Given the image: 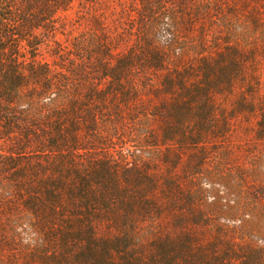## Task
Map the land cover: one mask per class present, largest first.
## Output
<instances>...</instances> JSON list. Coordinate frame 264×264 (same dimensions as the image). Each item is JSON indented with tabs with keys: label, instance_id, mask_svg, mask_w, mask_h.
Listing matches in <instances>:
<instances>
[{
	"label": "trees",
	"instance_id": "trees-1",
	"mask_svg": "<svg viewBox=\"0 0 264 264\" xmlns=\"http://www.w3.org/2000/svg\"><path fill=\"white\" fill-rule=\"evenodd\" d=\"M75 1L0 0V264H264V211L250 229L218 223L212 232V213L198 207L209 190L159 169L194 150L196 172L209 144L227 137L239 115L256 117L255 138L264 141V91L245 79L237 45L227 41L214 56L163 75L155 91L161 130L135 142L141 150L172 141L176 153L165 148L158 159H142L101 150L105 113L121 114L133 102L124 86L133 83L131 72L167 67L171 52L153 38L162 18L174 22L167 31L199 22L205 31L220 22L218 28L247 32L264 45V0H141L145 32L128 52L114 55L103 36L90 50L86 37L70 43L77 55L90 54L93 77L85 63L66 61L57 41L61 59L43 58L62 27L60 15ZM241 83L246 90L236 96ZM230 95L229 112L218 100ZM214 209L245 215L234 206Z\"/></svg>",
	"mask_w": 264,
	"mask_h": 264
},
{
	"label": "rangeland",
	"instance_id": "rangeland-1",
	"mask_svg": "<svg viewBox=\"0 0 264 264\" xmlns=\"http://www.w3.org/2000/svg\"><path fill=\"white\" fill-rule=\"evenodd\" d=\"M209 1L217 2L218 0ZM140 6L141 0H76L70 9L60 15L62 27L51 38L49 43L51 46L43 48V58L50 62L61 59L54 54L56 52L54 50L55 41H57L61 47L66 49L64 52L68 58L66 61L73 59L74 63L83 62L86 64V75L91 73V76L88 75L89 77L96 76L90 68L92 66L89 59L90 54L84 52L80 56L77 55L78 51L72 49L70 43L82 36L86 37L89 40L87 46L90 50V45L93 48L98 37L103 36L113 42L114 55L128 52L140 40L143 31L145 32V24H142L137 12ZM161 22L162 25L158 31L154 32L153 38L156 46L169 48L168 53L171 52V58L163 71L153 69L146 71L140 66L139 68L135 67L131 72L134 77L130 79H134V81L126 83L124 86L126 90L130 88L133 102L130 106L127 105L121 114L111 110L105 113V122L101 125V129L107 132V143L101 145V150L104 153L109 152L117 155L138 153L143 156L142 159H147L150 156L158 159L159 153H162L165 148L172 149V152L176 153L178 146L172 141L163 145H148L141 150L138 143L135 142L140 137L145 138L146 134L149 135L150 132L155 134L161 130V124L156 116L157 105L161 101L155 95V91L163 87L161 81L163 75L175 71L179 63L185 68L192 61H197L204 55L214 56L215 52L224 47L227 41L231 45H237L244 55L245 79L254 82L259 93L264 91V45L262 43L256 45L253 36H248L247 32L240 36L226 32L225 28H218L220 22H217L215 26L209 24L205 31L202 30L200 22L190 30L185 29V25L182 29L175 25L168 31L166 29L167 27L169 29L167 22H171L172 25L174 22L167 18H162ZM169 31L173 34H170ZM172 37L175 39L173 46L169 44ZM52 45L54 46L52 47ZM178 55L181 59L180 62H178V58L174 57ZM73 79L80 78L75 76ZM107 85V82L100 84L101 87ZM244 85L241 83L237 88L234 93L236 96L242 90H246ZM233 95L220 98L218 100L220 107L230 112ZM115 98L116 102L124 101V99L118 100L119 96ZM115 121L118 122V126L113 125ZM255 129V116L239 115L233 120L232 129L227 137L222 141L209 144L208 158L202 166L195 170L196 172H193L192 168L190 169L191 161L194 159L192 154L196 153L194 150H184L174 165L165 166L159 162L161 171H168L170 175L180 177L185 186L188 180L192 179L194 183L209 190L207 195L200 196L198 207L203 208L204 205L207 212L212 213L210 217L212 232L218 223L229 225L245 223V227L250 229L257 225L254 221L257 220L260 211H264V141L255 138ZM172 158L174 159V154ZM195 187L194 189H196ZM215 194L218 197L215 198ZM220 204L227 210H231L233 206L238 207L243 213L245 212V215L238 214L236 217L230 213H218V209L214 208ZM239 218H242L243 222ZM247 219V222L244 221Z\"/></svg>",
	"mask_w": 264,
	"mask_h": 264
}]
</instances>
